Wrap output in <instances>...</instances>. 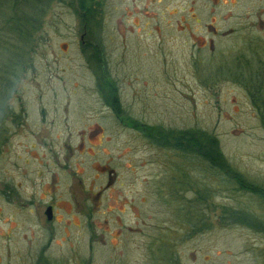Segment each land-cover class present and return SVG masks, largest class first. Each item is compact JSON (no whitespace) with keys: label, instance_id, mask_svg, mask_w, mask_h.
<instances>
[{"label":"rangeland","instance_id":"1","mask_svg":"<svg viewBox=\"0 0 264 264\" xmlns=\"http://www.w3.org/2000/svg\"><path fill=\"white\" fill-rule=\"evenodd\" d=\"M27 1L28 44L0 0V264H264L261 201L144 134L195 132L264 186L247 89L264 34L212 61L195 49L221 29L207 0Z\"/></svg>","mask_w":264,"mask_h":264},{"label":"flooded vegetation","instance_id":"2","mask_svg":"<svg viewBox=\"0 0 264 264\" xmlns=\"http://www.w3.org/2000/svg\"><path fill=\"white\" fill-rule=\"evenodd\" d=\"M207 2H208V7L211 8V11L214 10V8L222 9V12L219 13L220 15L219 17H221V29H218L213 25L208 24V27L205 29V31L207 32V34L210 33L212 37L208 34L210 37L207 42L204 41L202 47L199 48H195L194 46L193 47L199 51L203 49L204 50L203 52L212 55L213 56L212 61H214L215 56L225 55L230 53L231 51H234L235 52L234 54L236 56L241 54L242 47L236 48L234 46L235 42L237 41L236 46L241 45L239 41L251 39L252 36L254 37L253 33L257 32V29L259 30V32L264 34V0H207ZM188 14H191L189 17L190 20L195 24H197L198 21L196 20V17L192 15L191 12H188ZM223 40L224 41L226 40V42L232 41L231 43L233 46L227 47L218 44L220 41ZM214 42H216L217 44H214ZM200 43H202V41ZM241 58H243V56H241ZM242 63L240 64L242 65ZM258 67H260V65ZM263 68L261 67V69L259 68L256 70V74H254L255 78L251 82V87L247 88V89H251L250 91H248V96L251 102L253 103L262 102L263 99L262 97H264L263 95H261V93L264 92ZM96 85H97V93L103 95L102 91L100 90V81L97 80ZM106 104H108L107 108L110 109L113 116L121 122V117L117 112L118 106H116L114 100L106 101ZM125 127H127L128 129H132V127L128 125ZM225 176L226 174L223 175V177Z\"/></svg>","mask_w":264,"mask_h":264},{"label":"trees","instance_id":"3","mask_svg":"<svg viewBox=\"0 0 264 264\" xmlns=\"http://www.w3.org/2000/svg\"><path fill=\"white\" fill-rule=\"evenodd\" d=\"M34 1L36 2L40 0ZM28 2L29 1L27 0H13L10 6V10L11 12H13V15L7 21V23H19L18 31L23 32L22 41L26 44H28L29 41L31 42V32L32 29L35 28L34 24H36L38 21L35 14H27L23 11L25 5ZM43 2H45L46 4L48 3V1L46 0H43ZM79 4L80 10L81 12H83L84 16H89L92 11V6L90 4L86 5L84 3V0H80ZM14 19H16L17 21ZM114 102L116 103V100ZM144 134L146 137L150 138L151 142L156 144V146L158 147H170L172 149H177L189 156H200L199 158L202 159V161H204L206 164H208L212 170H214L219 175H228L227 179L233 182L239 190L257 196L264 205V186L249 182L241 174L233 171L230 165L218 153L213 142L203 143L200 137L197 136L198 134L195 132H187L184 134L180 132L175 138H173L171 142L167 139L166 136L151 135L148 132Z\"/></svg>","mask_w":264,"mask_h":264},{"label":"water","instance_id":"4","mask_svg":"<svg viewBox=\"0 0 264 264\" xmlns=\"http://www.w3.org/2000/svg\"><path fill=\"white\" fill-rule=\"evenodd\" d=\"M45 216H46V218H47L48 221H50L52 219L53 214H52V208H51V206H48L46 208V210H45Z\"/></svg>","mask_w":264,"mask_h":264},{"label":"bare ground","instance_id":"5","mask_svg":"<svg viewBox=\"0 0 264 264\" xmlns=\"http://www.w3.org/2000/svg\"><path fill=\"white\" fill-rule=\"evenodd\" d=\"M91 141H93V142L95 143V142L98 141V138H95V139H93V140H91Z\"/></svg>","mask_w":264,"mask_h":264}]
</instances>
